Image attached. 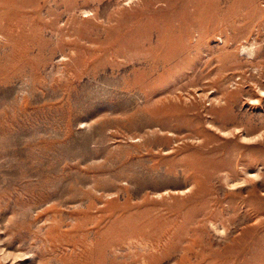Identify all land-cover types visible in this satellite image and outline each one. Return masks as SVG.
<instances>
[{"label":"rangeland","instance_id":"rangeland-1","mask_svg":"<svg viewBox=\"0 0 264 264\" xmlns=\"http://www.w3.org/2000/svg\"><path fill=\"white\" fill-rule=\"evenodd\" d=\"M0 264H264V0H0Z\"/></svg>","mask_w":264,"mask_h":264}]
</instances>
